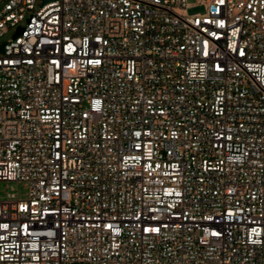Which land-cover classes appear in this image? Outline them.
<instances>
[{
  "label": "built area",
  "instance_id": "built-area-1",
  "mask_svg": "<svg viewBox=\"0 0 264 264\" xmlns=\"http://www.w3.org/2000/svg\"><path fill=\"white\" fill-rule=\"evenodd\" d=\"M43 1L0 9V264H264V0Z\"/></svg>",
  "mask_w": 264,
  "mask_h": 264
},
{
  "label": "rangeland",
  "instance_id": "rangeland-1",
  "mask_svg": "<svg viewBox=\"0 0 264 264\" xmlns=\"http://www.w3.org/2000/svg\"><path fill=\"white\" fill-rule=\"evenodd\" d=\"M6 0H0V9ZM191 3H195L194 0H190ZM205 9L203 6L196 5L188 10L190 15L202 14ZM14 34V30H10L2 39L1 42H6ZM9 193H15L20 198H26L28 195V188L24 183L19 182H5L0 181V199L6 198Z\"/></svg>",
  "mask_w": 264,
  "mask_h": 264
},
{
  "label": "water",
  "instance_id": "water-1",
  "mask_svg": "<svg viewBox=\"0 0 264 264\" xmlns=\"http://www.w3.org/2000/svg\"><path fill=\"white\" fill-rule=\"evenodd\" d=\"M43 2H46V0H44ZM22 33H23V28L19 27L17 29V35L22 34ZM3 50H4V45L0 46V52H3Z\"/></svg>",
  "mask_w": 264,
  "mask_h": 264
}]
</instances>
